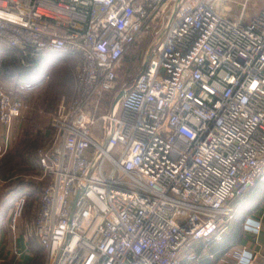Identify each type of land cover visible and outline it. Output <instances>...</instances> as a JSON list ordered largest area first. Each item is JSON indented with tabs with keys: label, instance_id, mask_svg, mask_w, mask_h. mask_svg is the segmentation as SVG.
Segmentation results:
<instances>
[{
	"label": "built area",
	"instance_id": "2783aa9c",
	"mask_svg": "<svg viewBox=\"0 0 264 264\" xmlns=\"http://www.w3.org/2000/svg\"><path fill=\"white\" fill-rule=\"evenodd\" d=\"M224 1L0 0V42L22 65L78 59L35 160L49 178L32 229L47 264H180L193 243L220 242L229 200L264 181V0L247 21L250 0L237 18ZM148 35L145 65L99 115L123 55ZM22 112L0 88V157ZM233 251L228 264L252 263Z\"/></svg>",
	"mask_w": 264,
	"mask_h": 264
},
{
	"label": "rangeland",
	"instance_id": "374dc122",
	"mask_svg": "<svg viewBox=\"0 0 264 264\" xmlns=\"http://www.w3.org/2000/svg\"><path fill=\"white\" fill-rule=\"evenodd\" d=\"M228 2L229 16L237 18L243 0H228ZM225 4V1H220L219 9ZM260 8L259 0H250L244 21H247ZM151 42L152 35L144 36L129 47L123 55L121 67L117 71L118 89L110 94L105 93L100 101L99 115L110 109L115 99L120 95L123 89L122 85H129L141 71L147 61ZM2 48H5L8 53L10 52L0 42V59L4 55ZM70 57L60 56L53 62L42 64L40 66L42 73L30 82L13 83L2 80L0 77V88H4L13 99H19L23 103L18 133L12 136V131L10 132L7 150L0 157V264H47L45 252L39 246L32 229L37 214L39 195L49 182V178L37 167L35 160L39 150L47 151L50 147L48 133L45 137H43V133L50 129L51 120L57 107L62 101L71 100L75 93V67L78 59ZM31 65L29 67H32ZM99 126L98 123L95 128L97 136H99L97 132ZM4 134L5 130L2 128L0 143ZM33 145L34 149L31 147ZM22 185H24L22 188L25 190V192L22 191L24 195L16 196V198L10 190L15 186ZM25 187L26 189H24ZM245 192L229 200L228 205L235 210V207L241 203L240 196ZM21 197L25 199V204L20 216L15 220L10 213L14 203ZM31 246L37 247L36 254L30 249ZM23 249L28 253V256L20 255Z\"/></svg>",
	"mask_w": 264,
	"mask_h": 264
},
{
	"label": "crops",
	"instance_id": "0c3cea01",
	"mask_svg": "<svg viewBox=\"0 0 264 264\" xmlns=\"http://www.w3.org/2000/svg\"><path fill=\"white\" fill-rule=\"evenodd\" d=\"M19 122V119L14 120L12 136L18 133ZM1 129L0 127V134ZM240 201L239 206L235 207L234 218L224 232L222 240L193 243L181 251V264H228L232 262L234 249H244L251 253L254 256L251 264H264V181L258 182L254 188L240 196ZM248 219L260 223L261 229L258 234L244 229V223ZM236 232L237 235L234 236ZM20 253L28 256L25 249Z\"/></svg>",
	"mask_w": 264,
	"mask_h": 264
},
{
	"label": "trees",
	"instance_id": "16d2710c",
	"mask_svg": "<svg viewBox=\"0 0 264 264\" xmlns=\"http://www.w3.org/2000/svg\"><path fill=\"white\" fill-rule=\"evenodd\" d=\"M2 51L4 53V55H2L3 57L0 59V77L2 78V80L8 81V82H15L17 83L19 82H30L32 80H34L35 78H37V76L39 74L42 73L40 66H42V64L44 63H49V62H53L56 60V58L58 59L60 56H63V58L65 57H70L69 55H62V54H58L53 58H34V59H30L28 62H30V64H33L32 67L26 66V65H22L21 63V59L20 56L16 53H8V51H6L5 48H2ZM72 58V57H70ZM33 68V69H31ZM28 135V134H27ZM43 137H45V134L43 133ZM32 149H34V145L31 146ZM31 150V149H30ZM34 154V152H33ZM258 183V182H257ZM256 183V184H257ZM24 185L22 186H15L13 187L10 192L14 193L15 197H19V196H23L25 190H22ZM18 187V188H16ZM26 189V187L24 188ZM24 191V192H22ZM16 197V198H17ZM237 235V232L234 233V236ZM40 246V245H39ZM41 247V246H40ZM32 250L33 253H37V247L35 246H31L30 248ZM41 249L44 251V249L41 247ZM181 264V263H180Z\"/></svg>",
	"mask_w": 264,
	"mask_h": 264
},
{
	"label": "water",
	"instance_id": "95a60500",
	"mask_svg": "<svg viewBox=\"0 0 264 264\" xmlns=\"http://www.w3.org/2000/svg\"><path fill=\"white\" fill-rule=\"evenodd\" d=\"M120 97H121V93H120V95L115 99V102H117V101L120 99Z\"/></svg>",
	"mask_w": 264,
	"mask_h": 264
},
{
	"label": "bare ground",
	"instance_id": "6f19581e",
	"mask_svg": "<svg viewBox=\"0 0 264 264\" xmlns=\"http://www.w3.org/2000/svg\"><path fill=\"white\" fill-rule=\"evenodd\" d=\"M220 1H224V0H219V2H220ZM219 2H218V3H219Z\"/></svg>",
	"mask_w": 264,
	"mask_h": 264
}]
</instances>
